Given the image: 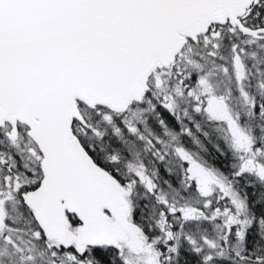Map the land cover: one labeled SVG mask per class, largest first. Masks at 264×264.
Listing matches in <instances>:
<instances>
[{
	"label": "snow or ice",
	"instance_id": "snow-or-ice-1",
	"mask_svg": "<svg viewBox=\"0 0 264 264\" xmlns=\"http://www.w3.org/2000/svg\"><path fill=\"white\" fill-rule=\"evenodd\" d=\"M0 264H264V0H0Z\"/></svg>",
	"mask_w": 264,
	"mask_h": 264
}]
</instances>
